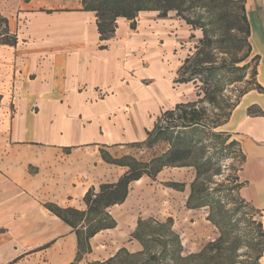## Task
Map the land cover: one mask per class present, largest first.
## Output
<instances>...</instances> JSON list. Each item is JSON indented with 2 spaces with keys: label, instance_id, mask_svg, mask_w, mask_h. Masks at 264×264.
Listing matches in <instances>:
<instances>
[{
  "label": "crops",
  "instance_id": "0c3cea01",
  "mask_svg": "<svg viewBox=\"0 0 264 264\" xmlns=\"http://www.w3.org/2000/svg\"><path fill=\"white\" fill-rule=\"evenodd\" d=\"M244 7L261 89L241 93L219 131L239 147L238 196L256 210L264 238V0H245ZM2 19L15 42L0 39V264H70L75 229L45 203L85 210L89 188L127 170L103 154L126 155L164 110L188 100V83L174 81L188 29L149 10L137 14L134 27L117 17L112 36L100 40L95 12L82 0H22ZM195 174L191 164L165 166L132 181L125 199L106 209L114 226L89 237L76 264L142 251L133 236L139 219L172 218L174 232L178 218L188 223ZM164 178L190 183L153 193L152 183ZM258 262L264 264V250Z\"/></svg>",
  "mask_w": 264,
  "mask_h": 264
},
{
  "label": "rangeland",
  "instance_id": "374dc122",
  "mask_svg": "<svg viewBox=\"0 0 264 264\" xmlns=\"http://www.w3.org/2000/svg\"><path fill=\"white\" fill-rule=\"evenodd\" d=\"M21 1L0 0V23H3L4 15H14ZM238 5V2L225 0H207V5H201L197 0H186L179 11L169 10L166 14L188 29L186 38L178 46L182 49V59L188 56L190 59L179 75L191 79L187 83L192 94L186 102L201 98L192 107L200 114V123L182 126L186 117H180V111L176 110L158 119L148 142L132 144L127 154L148 160L170 148H188L189 157L178 163H190L200 172L191 183L192 194L188 204L204 205L190 213L188 223L183 224L177 219L174 228L177 233L171 226H158L154 220H150L148 226H140L146 249L132 257L121 253L111 264H259L255 256L263 246V238L258 214L238 196L239 147L231 143L233 139L229 135L219 131L239 95L256 84V60L250 52L247 53L241 38L243 33L237 27L227 29L232 24H237L239 29L243 26L237 22ZM143 11L149 10L138 13ZM184 17L194 22V28L186 23ZM201 38L209 45L205 47V53L197 55L195 45ZM205 55L211 62L200 66L193 64L194 58ZM197 87L206 89V96L203 97V91L196 95ZM190 108L187 106L185 109L192 113ZM158 131L160 136L154 139ZM189 180L180 182L183 185L177 187L183 189L189 185ZM158 181L152 183L156 189L153 193H159L161 189L165 191L173 182L168 178ZM158 216L151 218L157 220ZM201 250L203 252L199 253Z\"/></svg>",
  "mask_w": 264,
  "mask_h": 264
},
{
  "label": "trees",
  "instance_id": "16d2710c",
  "mask_svg": "<svg viewBox=\"0 0 264 264\" xmlns=\"http://www.w3.org/2000/svg\"><path fill=\"white\" fill-rule=\"evenodd\" d=\"M179 1V4L176 2ZM186 0H82L83 7L87 10H92L95 12L96 15V25L97 30L99 32V39L104 40L112 36L115 26H116V19L117 17H125L126 19L130 20V26L134 27V19L137 16V13L141 10H155L157 11L158 16H165L169 10H177L179 11L181 5L184 4ZM201 3V5H207V0H197ZM224 1V0H223ZM232 3H239L237 14V22H241L243 24L242 28L239 29L237 24H232L227 26V29L235 28L240 30L243 33L241 36L243 42L246 44L247 53L250 51V45L247 41V37L249 36V24L245 14V7L244 2L245 0H225ZM183 18V17H182ZM186 23L191 24L192 28H194L193 21L187 19ZM1 41L3 43L13 44L15 42L14 38L5 34L1 37ZM209 44L204 43L203 38L199 39L197 44L195 45L196 54L199 55L201 52H204L205 47ZM190 59V56L185 57L182 59L181 64L177 68V77L174 80L175 82H187L191 80L188 76H180L179 72L182 68L185 67L186 62ZM243 59V57L241 58ZM240 59V60H241ZM239 60H235L234 62H238ZM211 62L209 56H204L203 58L196 59L194 58V65L200 66L201 63ZM199 70H197L198 72ZM256 88L261 89L258 84H255ZM196 95H200L201 91L204 92V96H206V89L202 90L200 87H197ZM201 99V98H198ZM195 101H188L178 103L174 106L173 109L164 110L162 112L161 118L166 117L167 115H171L174 111H180V117H186L185 123L181 124L182 126H195L200 123L199 118L200 114L198 113L195 108H192L195 105ZM234 105V104H233ZM187 106H191L192 113L187 112L185 109ZM188 115V116H187ZM156 129V126H154ZM151 131L147 132V137L144 141L139 142L137 144H144L146 140L148 142L149 138L151 137ZM160 131L156 132V136L154 139L160 136ZM231 143L234 144L235 141L231 140ZM190 151L186 147H179V148H170L169 151L164 152L162 154L152 156L148 160H141L132 155L126 154L123 155L121 158L113 159L107 157L103 154V157L110 162L124 165L127 167V170L117 179L116 182L113 183H102L99 185V189L95 191L92 187L89 188L83 200L86 204L85 210H78L73 207H60L54 203H45V207L49 209L52 213L57 215L67 224L75 229L77 234V253L75 255L74 260L70 264H76V262L80 259L83 252L89 249L88 239L92 235H94L97 231L103 228H109L114 226L115 222L106 211L108 207L111 205L121 203L125 197L127 196L129 184L139 179L142 175H148L150 177H154L157 172H159L165 166H182V165H189L190 163H178L180 161L185 160L189 157ZM200 174L199 169L196 168V176L198 177ZM170 185H179L178 183H170ZM240 185V184H239ZM238 185V187H239ZM191 192L189 195V199L191 197ZM241 199V198H240ZM244 203H246L243 199H241ZM189 202V200H188ZM248 204V203H246ZM189 205V204H188ZM204 204H196V205H189L191 207L202 206ZM253 207V206H252ZM169 220V223L167 222ZM166 222H155L160 227L170 226L171 219H167ZM150 220H140L138 221V229L133 233V236L139 238L144 246L143 250L136 253H128L125 250H119L113 257L107 259L105 262L106 264L113 263V260L120 257L121 253L126 256H136L137 254L142 253L146 249V241L141 236L139 232L140 226H148ZM80 224V225H79ZM85 226V228H83ZM260 233L263 238V232L261 229V223L259 222ZM264 250V238H263V246L260 248L259 252L255 256V259H259L261 253ZM201 250L199 253H202ZM6 264H13V262H8Z\"/></svg>",
  "mask_w": 264,
  "mask_h": 264
},
{
  "label": "built area",
  "instance_id": "2783aa9c",
  "mask_svg": "<svg viewBox=\"0 0 264 264\" xmlns=\"http://www.w3.org/2000/svg\"><path fill=\"white\" fill-rule=\"evenodd\" d=\"M6 34V24L0 23V37L4 36Z\"/></svg>",
  "mask_w": 264,
  "mask_h": 264
}]
</instances>
